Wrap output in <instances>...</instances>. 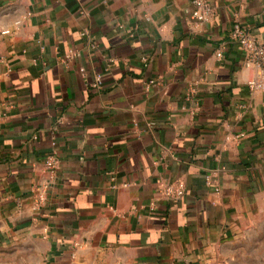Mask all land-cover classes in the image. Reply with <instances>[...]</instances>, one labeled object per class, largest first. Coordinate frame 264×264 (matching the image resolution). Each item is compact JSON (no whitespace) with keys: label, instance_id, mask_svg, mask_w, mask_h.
Masks as SVG:
<instances>
[{"label":"crops","instance_id":"0c3cea01","mask_svg":"<svg viewBox=\"0 0 264 264\" xmlns=\"http://www.w3.org/2000/svg\"><path fill=\"white\" fill-rule=\"evenodd\" d=\"M205 1L197 26L191 0H0L3 264H263L264 94L230 32L264 43V0Z\"/></svg>","mask_w":264,"mask_h":264},{"label":"built area","instance_id":"2783aa9c","mask_svg":"<svg viewBox=\"0 0 264 264\" xmlns=\"http://www.w3.org/2000/svg\"><path fill=\"white\" fill-rule=\"evenodd\" d=\"M190 18L194 25L200 26L209 23L214 12L212 7L205 0H191ZM232 42L238 45L244 52V68L251 71V76L246 80V87L249 92L264 94V43H259L254 36H252L239 23H233L230 32ZM215 57L220 59L222 51L218 50ZM100 83L99 77L96 78L95 84L97 87ZM54 144L51 143V146ZM57 160L55 152L52 150L44 160V167L52 172L55 169ZM207 184H211L208 176L205 177ZM217 191V189H215ZM184 193L183 183L176 181L170 185H166L162 189V194L170 199H177Z\"/></svg>","mask_w":264,"mask_h":264},{"label":"rangeland","instance_id":"374dc122","mask_svg":"<svg viewBox=\"0 0 264 264\" xmlns=\"http://www.w3.org/2000/svg\"><path fill=\"white\" fill-rule=\"evenodd\" d=\"M256 254L262 255V261L264 264V247H259L258 249H256ZM10 255H11L10 250H1L0 251V262H1L0 264H3L2 260L4 261L6 259H9Z\"/></svg>","mask_w":264,"mask_h":264}]
</instances>
